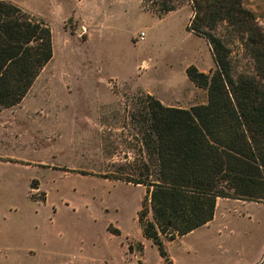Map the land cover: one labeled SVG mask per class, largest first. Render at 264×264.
Returning <instances> with one entry per match:
<instances>
[{
  "label": "rangeland",
  "instance_id": "rangeland-1",
  "mask_svg": "<svg viewBox=\"0 0 264 264\" xmlns=\"http://www.w3.org/2000/svg\"><path fill=\"white\" fill-rule=\"evenodd\" d=\"M6 1L50 25L54 58L0 113V264H166L139 224L146 189L106 177H127L144 156L133 117L147 95L183 109L208 102L187 76L216 69L188 29L191 5L160 18L143 0ZM244 6L264 30V0ZM215 35L236 75H257L233 27ZM165 244L172 264H264V199H219L210 224Z\"/></svg>",
  "mask_w": 264,
  "mask_h": 264
},
{
  "label": "trees",
  "instance_id": "trees-1",
  "mask_svg": "<svg viewBox=\"0 0 264 264\" xmlns=\"http://www.w3.org/2000/svg\"><path fill=\"white\" fill-rule=\"evenodd\" d=\"M185 4L195 13L189 31L207 41L216 65L209 74L187 69L208 102L183 109L147 95L133 117L144 156L127 177H106L146 189L139 224L166 264L172 261L165 240L178 242L210 224L219 199H264V30L244 0H143L160 18ZM221 22L241 36L256 76L235 74L228 47L215 35ZM53 58L50 25L0 0V113L23 102Z\"/></svg>",
  "mask_w": 264,
  "mask_h": 264
},
{
  "label": "built area",
  "instance_id": "built-area-1",
  "mask_svg": "<svg viewBox=\"0 0 264 264\" xmlns=\"http://www.w3.org/2000/svg\"><path fill=\"white\" fill-rule=\"evenodd\" d=\"M146 38V33H141L138 37H137V41L138 42H142L144 41Z\"/></svg>",
  "mask_w": 264,
  "mask_h": 264
},
{
  "label": "water",
  "instance_id": "water-1",
  "mask_svg": "<svg viewBox=\"0 0 264 264\" xmlns=\"http://www.w3.org/2000/svg\"><path fill=\"white\" fill-rule=\"evenodd\" d=\"M138 257H140V258H139V264H143V263L141 262V257H142V255H139Z\"/></svg>",
  "mask_w": 264,
  "mask_h": 264
},
{
  "label": "crops",
  "instance_id": "crops-1",
  "mask_svg": "<svg viewBox=\"0 0 264 264\" xmlns=\"http://www.w3.org/2000/svg\"><path fill=\"white\" fill-rule=\"evenodd\" d=\"M207 42V41H206ZM208 46H209V44H208ZM210 47V46H209ZM211 50V49H210ZM212 52V51H211ZM145 65H146V63H145ZM204 73H206V72H204ZM218 203H219V200H218ZM143 258H144V256H143Z\"/></svg>",
  "mask_w": 264,
  "mask_h": 264
}]
</instances>
